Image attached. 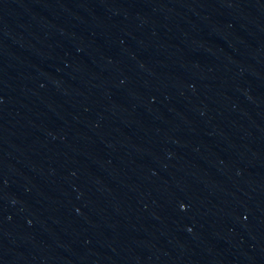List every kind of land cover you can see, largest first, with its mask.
<instances>
[{"label": "water", "instance_id": "obj_1", "mask_svg": "<svg viewBox=\"0 0 264 264\" xmlns=\"http://www.w3.org/2000/svg\"><path fill=\"white\" fill-rule=\"evenodd\" d=\"M0 264H264V0H0Z\"/></svg>", "mask_w": 264, "mask_h": 264}]
</instances>
